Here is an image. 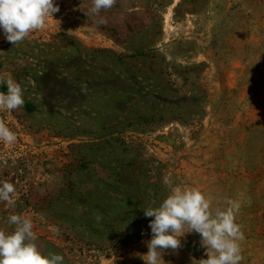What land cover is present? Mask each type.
Wrapping results in <instances>:
<instances>
[{
	"label": "rangeland",
	"instance_id": "obj_1",
	"mask_svg": "<svg viewBox=\"0 0 264 264\" xmlns=\"http://www.w3.org/2000/svg\"><path fill=\"white\" fill-rule=\"evenodd\" d=\"M55 3L18 45L0 29V73L25 101L0 111L17 135L0 141L17 198L0 202V228L30 218L65 264H144L143 210L166 198L167 175L213 208L238 201L241 264H264V0H117L104 24L91 0ZM181 243L165 264L207 258L199 234Z\"/></svg>",
	"mask_w": 264,
	"mask_h": 264
},
{
	"label": "clouds",
	"instance_id": "obj_2",
	"mask_svg": "<svg viewBox=\"0 0 264 264\" xmlns=\"http://www.w3.org/2000/svg\"><path fill=\"white\" fill-rule=\"evenodd\" d=\"M116 3L117 0H91L88 14L96 18L95 23L104 24L101 11ZM59 11L55 0H0V29L15 46L31 33L44 29L48 19ZM0 85H6V92L0 91V111L12 112L24 105V91L9 73H0ZM16 140V133L0 119V141L12 145ZM162 182L168 189L166 198L158 206L143 210L145 217L153 218L149 220L148 251L137 253L144 264H165L166 250L177 252L182 247L181 238L193 232L199 234L207 258L192 257V264H241L245 235L237 223L240 203L225 199L223 207L213 208L211 198L199 188L176 184L167 175ZM0 202L11 209L17 206L15 185L7 180L0 181ZM6 223L12 227L0 228V264H65L63 255L40 250L30 218L10 214Z\"/></svg>",
	"mask_w": 264,
	"mask_h": 264
}]
</instances>
